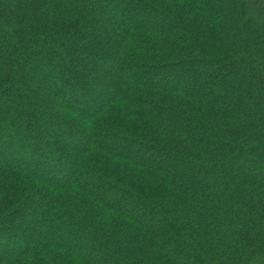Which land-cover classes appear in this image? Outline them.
Segmentation results:
<instances>
[{"label":"trees","instance_id":"obj_1","mask_svg":"<svg viewBox=\"0 0 264 264\" xmlns=\"http://www.w3.org/2000/svg\"><path fill=\"white\" fill-rule=\"evenodd\" d=\"M0 264H264V0H0Z\"/></svg>","mask_w":264,"mask_h":264},{"label":"rangeland","instance_id":"obj_2","mask_svg":"<svg viewBox=\"0 0 264 264\" xmlns=\"http://www.w3.org/2000/svg\"><path fill=\"white\" fill-rule=\"evenodd\" d=\"M54 157H57V155H55ZM54 157H53V160L55 159ZM54 162H55V161H54Z\"/></svg>","mask_w":264,"mask_h":264}]
</instances>
